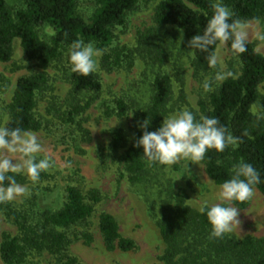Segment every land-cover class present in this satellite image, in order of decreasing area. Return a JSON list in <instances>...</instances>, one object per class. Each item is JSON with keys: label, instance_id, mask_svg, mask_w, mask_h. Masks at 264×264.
Listing matches in <instances>:
<instances>
[{"label": "trees", "instance_id": "1", "mask_svg": "<svg viewBox=\"0 0 264 264\" xmlns=\"http://www.w3.org/2000/svg\"><path fill=\"white\" fill-rule=\"evenodd\" d=\"M96 8L85 19L77 10L78 0H24L17 10H12L7 0H0V63L9 62L13 52V41L19 40L20 47L28 60L34 61L39 71L18 78L8 103L3 99L5 85L0 82V125L20 127L37 132L42 124L35 116L38 96L47 90L50 77L46 70L59 61L63 52L73 41L92 42L103 52L114 39V29L123 27L126 15L132 11L137 0H93ZM215 0H163L154 10L151 27L139 32L133 51L151 67H161L168 57L170 39L182 34L190 39L202 33L212 15ZM234 13V18L264 20V0H223ZM191 6V7H190ZM50 27L53 31L48 41L43 40L38 29ZM168 27H172L171 32ZM182 29L181 33L179 30ZM227 47V46H226ZM228 49V47H227ZM229 51V50H228ZM230 52V51H229ZM231 53V52H230ZM232 54V53H231ZM120 53H116L115 65ZM206 53L197 52L191 60L194 75L209 73ZM233 55V54H232ZM129 56V55H128ZM241 65L240 75L227 78L208 95V101L198 103L192 110L199 119L201 115L214 116L226 129V135L237 138L222 153L210 150L200 161L207 177L216 185L230 179L233 167L243 161L252 164L261 175L255 189L264 196V121L252 115L251 108L258 99L257 88L264 83V56L257 53L252 43L248 50L235 56ZM68 58V57H67ZM103 63L108 57L103 58ZM68 80L71 95L97 94L101 91L98 77L92 73L80 76L70 71ZM111 66V65H109ZM152 96L148 105L134 114L129 134L116 129L108 151L116 154L122 150L120 164L123 177L131 185H156L158 216L156 226L164 250L159 257L163 264H264V240L245 237L238 239L226 235L222 239L209 237L210 227L206 216L186 204L183 193L173 195L169 185L162 182L165 166L149 167L142 158L143 149L134 143L143 134L139 125L150 122L147 131H156L170 112L171 83L166 74L157 72L152 82ZM184 100V95L181 93ZM92 100L84 106H75L66 111L62 120L66 125L77 126L76 117L89 108ZM114 111L104 109L105 117L113 113L124 117L128 107L116 101ZM264 109V97L260 100ZM55 111V110H54ZM88 138L87 130L78 126ZM104 155H101L103 158ZM15 175L20 184H36L20 203H0V215L16 228V233L4 232L0 238V260L2 264H28L34 256L48 257L54 264H81L70 252L77 242L89 246L94 241L91 232L92 218L101 197L96 189L82 192L73 185L65 186L57 207H42L40 200L49 188L39 189V184L50 178L43 171L36 182L23 175ZM7 182H5L6 186ZM163 194L162 196V193ZM248 201L234 203L240 210ZM97 228L104 249L108 252L132 251L136 248L130 238H124L112 215L102 212L97 217Z\"/></svg>", "mask_w": 264, "mask_h": 264}, {"label": "rangeland", "instance_id": "2", "mask_svg": "<svg viewBox=\"0 0 264 264\" xmlns=\"http://www.w3.org/2000/svg\"><path fill=\"white\" fill-rule=\"evenodd\" d=\"M161 1L163 0H137L134 9L126 15L125 26L114 29L112 44L100 52L101 55L97 58L98 70L94 74L102 86L99 93L71 95L67 49L62 58L46 70L50 82L47 90L38 96L35 116L40 120L42 127L35 133L42 145V151L37 158L48 156L53 161V166L45 170L50 178L39 184V189L51 190L45 192L40 205L57 207L63 189L68 185L76 186L82 192L96 189L101 197L92 218L91 232L94 241L89 246L81 242L70 246L71 254L81 264H163L159 260L164 245L156 226L159 195L156 185H131L126 177L122 176L124 172L119 159L122 150L116 154H110L108 151L112 133L120 129L129 134L134 114L150 102L155 73L161 72L170 79L171 110L167 116L184 109L197 111L199 101L207 102L208 95L222 83L214 82L210 91H205L202 87L203 82L214 76L217 71L232 72L233 75L228 78L240 75V62L226 46H222L216 49L221 57L220 63L211 72L195 76L191 66L192 55L188 53L192 49L182 34L175 40L170 39L169 54L161 67L146 64L133 49L137 45L139 32L152 26L154 10ZM7 2L12 10H17L24 4V0ZM95 8L93 0H78L77 10L85 19L92 15ZM171 29L172 27H168L169 32ZM38 34L48 41L53 31L50 27H43L38 29ZM249 42L257 53L264 56V42L254 38H250ZM116 53L121 54L117 66L114 64ZM105 56L108 60L103 63ZM38 71L36 63L26 58L19 40L15 39L10 61L0 63V82L2 83V79L5 85V103L9 102L18 78ZM257 92L258 99L252 106L251 113L264 121V109L260 104L264 97V83L258 86ZM88 100H92V103L76 117L77 126L66 125L62 120L64 113L72 107L84 106ZM118 100L127 105L126 116L117 117L113 113L105 117L104 109L114 111ZM79 125L87 130L88 138L79 131ZM101 155H104L103 158ZM161 172L162 182L169 185L170 192L173 195L185 194L186 204L191 208L199 210L206 202H215L213 197L219 185L207 177L201 162L180 161L165 166ZM26 185L30 192L31 187L36 184L28 182ZM163 194L165 193L163 192L162 196ZM23 197H18L13 202L20 203ZM102 212L114 217L120 234L134 242V250L108 252L104 249L97 228V217ZM239 212L240 225L229 235L238 239L252 237L264 240V196L255 189V196L248 201L246 208ZM4 232L15 234L16 228L0 215V238ZM28 264L54 263L48 257L34 256Z\"/></svg>", "mask_w": 264, "mask_h": 264}, {"label": "clouds", "instance_id": "3", "mask_svg": "<svg viewBox=\"0 0 264 264\" xmlns=\"http://www.w3.org/2000/svg\"><path fill=\"white\" fill-rule=\"evenodd\" d=\"M211 7L212 15L202 33L193 36L188 43L192 49L188 53L193 57L197 52L206 53L209 66L215 68L221 61L216 49L227 46L238 57L247 52L250 38L264 42V21L260 18H234L235 13L223 0H215ZM179 31L183 32L182 29ZM100 55L92 42L73 41L67 51L70 71L80 76L95 73ZM232 75L230 71H217L203 82L202 87L210 91L214 82H223ZM149 126L147 119L139 125L143 134L133 145L143 149L142 158L149 167L171 166L180 161L200 162L210 150L222 153L229 144L237 141L236 137L226 135L218 118L201 115L197 119L188 109L164 117L156 131H147ZM41 151L42 145L34 131L0 125V203L14 201L29 193L28 186L18 183L12 174L36 182L41 172L53 166L48 156L37 158ZM260 182V172L252 164L241 161L233 167L231 178L219 185L213 197L215 202H206L199 208L206 216L210 238L222 239L233 233L240 225V209L233 206L234 203L251 200L255 196V186Z\"/></svg>", "mask_w": 264, "mask_h": 264}]
</instances>
